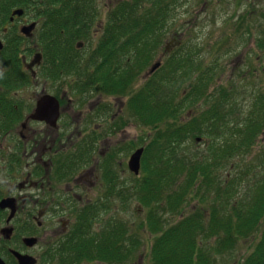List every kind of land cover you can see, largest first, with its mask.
<instances>
[{
	"label": "trees",
	"instance_id": "trees-1",
	"mask_svg": "<svg viewBox=\"0 0 264 264\" xmlns=\"http://www.w3.org/2000/svg\"><path fill=\"white\" fill-rule=\"evenodd\" d=\"M16 6L26 7V10L31 6L42 7L35 17H43L40 24L44 41H50L51 36L54 41L64 40L70 44L76 36L85 37L97 16L95 0H0V15L5 17ZM169 7L164 0H117L102 25L101 37L88 60L92 63L85 77L77 72L76 87L81 92L96 88L109 95L129 94L131 83L162 44L165 25L170 20ZM260 39V46H263L264 36ZM194 50L192 53L185 42L175 47L168 54L167 62H161L128 100L130 117L146 128L143 140L148 141L143 146L140 176L134 177L131 190L148 209L144 226L154 236L150 250L152 264H217L216 256L229 252L227 250L247 236L257 223L264 222V149L252 165V169L262 170L261 176L254 178L252 199L232 203V196L228 189L222 188L224 181L217 172L231 158L245 157L254 150L257 137L264 129V96L255 93L250 105L242 111L239 90L223 87L219 96L214 95L195 112L197 109L192 106L207 95L215 75L210 61L199 60L197 49ZM63 55L66 72L79 70L80 67L74 69L77 61L73 57ZM51 62V72L57 77L58 62L54 59ZM90 67L94 68L92 74L88 72ZM185 81L189 88L184 96H179L182 100L176 102ZM186 108L190 112L187 118L182 115ZM192 138L207 141L208 152L186 153L184 146ZM88 145L86 142V147L81 145L71 153L59 169L69 168L67 165L72 163L65 162L68 159H86L87 162ZM111 158L105 157L101 164L110 195L114 194L118 181ZM194 189L213 193L209 228L203 225L202 213L183 216L169 224L166 215L180 211ZM107 206L106 198L94 199L93 218ZM238 208L236 213L234 210ZM87 214L88 208L80 214L79 220L87 219ZM115 224L116 230L79 237L80 244L73 249L102 261L129 258L138 248L140 239L132 234L125 238L127 228L119 222ZM213 237L214 242L210 244ZM125 240V256L121 257ZM241 264H264V232L253 252Z\"/></svg>",
	"mask_w": 264,
	"mask_h": 264
},
{
	"label": "rangeland",
	"instance_id": "rangeland-1",
	"mask_svg": "<svg viewBox=\"0 0 264 264\" xmlns=\"http://www.w3.org/2000/svg\"><path fill=\"white\" fill-rule=\"evenodd\" d=\"M117 0H95L97 7L96 25L100 27L107 17L110 8ZM170 5L168 16L170 20L165 25V36L160 48L154 56L148 61L145 68L139 71L136 79L131 83L129 94L100 97L98 94L78 95L69 91L68 81L71 78L65 77L55 80L41 77L39 84L29 86L30 94L38 88L46 87L47 91L54 93L56 97L62 100L64 106L69 105L73 110L74 117L67 116L65 120L81 121L85 118V125H73L72 137L70 141H76V148L81 145L86 147L89 143L90 163H83L81 167L88 168L92 173L94 186L92 189V198L102 200L105 188L102 183L101 164L106 156H111L115 164L117 174V186L114 194L110 197L108 209L101 208L89 228L90 235H99L104 230H116V223H120L127 229L125 238L132 234L140 239V244L129 258L122 261H102L96 257L89 259L76 260L75 264H152L150 250L153 242L152 233L144 226L148 209L145 208L131 190L135 176L128 169V161L132 152L144 146L147 140H143V131L146 129L139 121L130 117L128 100L132 94H135L147 78V70L153 62L161 55L162 63L168 60V54L164 53L166 42L171 38H181L187 44L192 53L197 49L198 59L210 61L213 67L212 72L215 75L210 83L206 96L198 99V104L192 106L198 112L208 99L214 95L219 96L223 87L237 88L239 90V104L242 105V111L250 105L252 96L260 93L264 96V44L260 46V41L264 35V0H164ZM173 3V4H171ZM38 11V8H36ZM29 12V11H27ZM26 12V13H27ZM34 13H32L33 15ZM30 16L26 14V20ZM40 21L43 17L40 16ZM98 33L96 34L97 39ZM90 34L84 42L90 43L94 47L96 42ZM97 41V40H96ZM170 46V43H169ZM171 51L174 46L169 47ZM176 102H180L189 88V83L185 81L181 84ZM27 91V89H26ZM68 91V95L66 94ZM212 92L214 94H212ZM27 94V92H26ZM100 100L101 101L100 103ZM193 101L192 99H188ZM189 104V103H188ZM107 105V106H106ZM106 108L107 110H104ZM191 108V107H189ZM189 109H183L182 115L187 118ZM194 112V113H195ZM109 113V114H108ZM107 118H110L109 121ZM66 122L63 121V127ZM83 131L76 138L77 131ZM150 130V129H149ZM74 133V136H73ZM200 137V136H199ZM62 142L67 144L65 136ZM74 143L67 152L77 151ZM264 149V129L256 140L254 150L247 156H235L226 163L224 167L217 170L222 179V188L228 189L233 201L239 203L244 199H252L253 182L256 176H261L260 168L252 169L256 163L255 157ZM262 149V150H263ZM184 151L188 154L200 155L208 152V142L201 138H192L187 141ZM92 156V161H91ZM86 165V166H83ZM84 168V169H86ZM141 173V172H140ZM140 176V174H139ZM255 178V179H254ZM177 213L167 214V222L175 223L181 217L190 215H202L203 225L209 228L211 219V208L214 205L213 193L204 192V190H192ZM205 197V198H204ZM237 210H234L237 213ZM235 219V217H234ZM245 230V228H244ZM264 232V222L257 223L250 233L238 240L234 247L227 250L229 252L216 256L217 264H241L253 252L255 246L261 240ZM202 238V236H201ZM215 237L210 239L209 243L214 242ZM75 244V243H74ZM80 243L75 244L78 246ZM127 242L125 240L122 250L126 251ZM35 254H38L36 252ZM86 256V254H84ZM87 258V257H86ZM42 259V257H41ZM48 262L43 261L42 264ZM48 264H56L53 261Z\"/></svg>",
	"mask_w": 264,
	"mask_h": 264
},
{
	"label": "flooded vegetation",
	"instance_id": "flooded-vegetation-1",
	"mask_svg": "<svg viewBox=\"0 0 264 264\" xmlns=\"http://www.w3.org/2000/svg\"><path fill=\"white\" fill-rule=\"evenodd\" d=\"M20 8V13H15ZM40 11L33 6L27 10L20 6L11 8L5 17L0 15V264H26V258H34V264H42L43 261L75 264L76 260L91 257L73 249L79 243V237L90 235L88 231L94 222V181L88 170L90 165L81 167L83 163L91 164L90 159L87 162L86 159H68L65 162L72 163L67 165L71 169H59L64 160L76 152H67L73 143L76 148V141H70L72 126L85 125L87 121L85 118L81 121L74 118L65 120L67 114L74 117L73 110L69 105L64 106L58 97L56 125L32 118L37 101L43 95L54 93L43 86L30 94L29 86L39 84L41 77L43 82L48 78L72 77L68 81L72 93L82 96L96 93L103 98L105 95L114 96L96 88L81 92L76 87L79 82L77 72L85 77L92 63L88 60L95 49L84 40L91 34L97 43L103 24L98 27L96 17L87 35L82 38L76 36L70 44L64 40L54 41L51 36L50 41H44L39 17H34ZM26 14L30 16L28 20ZM31 22H36L35 29L26 36L23 29ZM63 54L73 57L77 61L74 69L80 67L79 70L66 72ZM48 55H51L50 59ZM51 59L58 62L57 77L51 72ZM34 60L35 63L31 64ZM88 72L92 74L94 68L90 67ZM108 114L104 117L107 118ZM107 119L109 121L110 118ZM63 121L66 122L65 127ZM83 133L78 130L76 138ZM63 136L69 141L67 144L62 142ZM101 185L105 188L104 198L108 205L103 209H108L112 195L107 190L103 171ZM87 208L88 218L79 220ZM123 252L121 257L125 256Z\"/></svg>",
	"mask_w": 264,
	"mask_h": 264
},
{
	"label": "water",
	"instance_id": "water-1",
	"mask_svg": "<svg viewBox=\"0 0 264 264\" xmlns=\"http://www.w3.org/2000/svg\"><path fill=\"white\" fill-rule=\"evenodd\" d=\"M15 13H20V11H15ZM34 27V23L27 25L24 27V33L29 34V32ZM1 48V44H0ZM35 60L33 61V63ZM159 62L154 64L150 72H153L158 66ZM59 116V101L52 95H43L38 101L35 107L34 113L32 114V118L45 120L51 125H56V121ZM144 148H137L131 155L128 161V168L135 175H138L141 168V157ZM34 258H26V264H34Z\"/></svg>",
	"mask_w": 264,
	"mask_h": 264
}]
</instances>
